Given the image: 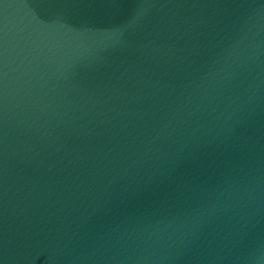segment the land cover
Returning <instances> with one entry per match:
<instances>
[{
	"label": "water",
	"instance_id": "obj_1",
	"mask_svg": "<svg viewBox=\"0 0 264 264\" xmlns=\"http://www.w3.org/2000/svg\"><path fill=\"white\" fill-rule=\"evenodd\" d=\"M264 58V0H0V236Z\"/></svg>",
	"mask_w": 264,
	"mask_h": 264
}]
</instances>
